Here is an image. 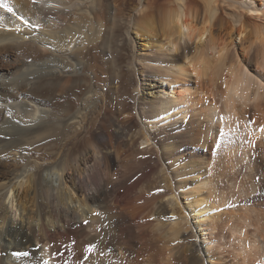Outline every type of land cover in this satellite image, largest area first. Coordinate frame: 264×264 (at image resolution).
<instances>
[{
    "label": "bare ground",
    "instance_id": "6f19581e",
    "mask_svg": "<svg viewBox=\"0 0 264 264\" xmlns=\"http://www.w3.org/2000/svg\"><path fill=\"white\" fill-rule=\"evenodd\" d=\"M0 264H264V0H0Z\"/></svg>",
    "mask_w": 264,
    "mask_h": 264
},
{
    "label": "rangeland",
    "instance_id": "374dc122",
    "mask_svg": "<svg viewBox=\"0 0 264 264\" xmlns=\"http://www.w3.org/2000/svg\"><path fill=\"white\" fill-rule=\"evenodd\" d=\"M217 12H218V14H219V11H217ZM218 14H217V15H218ZM133 118H134V120H136V116H134ZM219 135H220V136H219ZM219 135H217V136H218L217 140H218L220 137H221V138H220L221 140L219 139V142L217 141V142H218L217 145H218V146H219L220 144H221V145H220L219 147L216 145L218 148L215 146L216 149H213V150H215L216 152H220V154H218V153H216V152L214 151L215 153L213 152L214 154L212 155V161H214V160H216V159L218 160V158L221 157V156H220V155L222 154L221 152H222L223 148L225 147V144L227 143V138L224 137V136H222L221 134H219ZM225 139H226V140H225ZM220 141H221V142H220ZM223 143H224V147L221 148V147L223 146ZM220 148H221V149H220ZM219 149H220V150H219ZM217 150H218V151H217ZM198 151H199V149H195V152H198ZM208 155H209V154H208ZM214 157H215V158H214ZM185 160H186V159H185ZM185 160H183L182 162H183V163H186L187 160H186V161H185ZM217 160H216L214 163H217V162H218ZM182 162H181V164H182ZM159 189H160V188H159ZM233 205H235V206L232 207L231 204L229 205V203H226V205L222 206L223 208L220 207V208H221V209L219 208L220 210L217 209V210H215L213 213H216L217 211H218V212H221V211L223 212V211H225L226 209H227V210H231V208H232V210H233V208L236 209V208H240V207H241V206L238 205V202H234ZM229 206H231V207H229ZM203 260H204V259H203Z\"/></svg>",
    "mask_w": 264,
    "mask_h": 264
},
{
    "label": "snow or ice",
    "instance_id": "6c2138e0",
    "mask_svg": "<svg viewBox=\"0 0 264 264\" xmlns=\"http://www.w3.org/2000/svg\"><path fill=\"white\" fill-rule=\"evenodd\" d=\"M17 255H19V254L17 253Z\"/></svg>",
    "mask_w": 264,
    "mask_h": 264
}]
</instances>
